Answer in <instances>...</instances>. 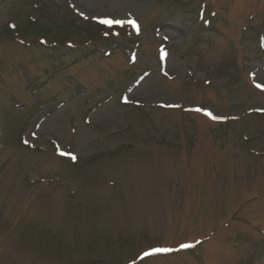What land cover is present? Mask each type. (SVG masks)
<instances>
[{"label": "rangeland", "instance_id": "374dc122", "mask_svg": "<svg viewBox=\"0 0 264 264\" xmlns=\"http://www.w3.org/2000/svg\"><path fill=\"white\" fill-rule=\"evenodd\" d=\"M0 264H264V0H0Z\"/></svg>", "mask_w": 264, "mask_h": 264}, {"label": "snow or ice", "instance_id": "6c2138e0", "mask_svg": "<svg viewBox=\"0 0 264 264\" xmlns=\"http://www.w3.org/2000/svg\"><path fill=\"white\" fill-rule=\"evenodd\" d=\"M101 23H110V21L108 20H101L100 21ZM116 23H119L118 21H116ZM208 115H210V113H206ZM215 119V117H214ZM61 155H70V154H67V153H61ZM73 159H75V157L73 156L72 157ZM195 245L193 244H185V245H182L181 247L182 248H192L194 247ZM170 251H174V249H155L154 252H148V253H145L144 255L145 256H150V255H153L155 254L156 252H170Z\"/></svg>", "mask_w": 264, "mask_h": 264}]
</instances>
